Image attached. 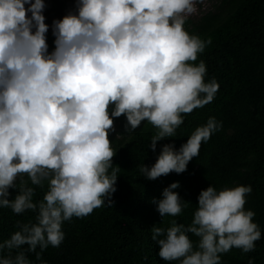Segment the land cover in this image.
<instances>
[{"label": "clouds", "instance_id": "clouds-1", "mask_svg": "<svg viewBox=\"0 0 264 264\" xmlns=\"http://www.w3.org/2000/svg\"><path fill=\"white\" fill-rule=\"evenodd\" d=\"M194 5L76 0L74 9L53 20L49 52L44 0H0V209L33 214L0 242V264H33L27 253L45 264L42 253L63 242L65 222L106 200L111 206L120 170L109 139L115 119H126L125 134L117 137L151 124L157 131L148 149L156 152L158 142L175 136L184 115L213 100L219 85L205 80L203 61L195 63L205 42L184 29ZM220 127L210 117L179 149L163 144L153 165L140 166L141 174L154 181L184 173ZM179 187L174 182L151 201L162 221L149 231L163 261L222 264V254L233 248L254 250L262 234L255 213L245 208L251 186L210 185L200 191L189 224L171 219L162 226L190 205L175 191Z\"/></svg>", "mask_w": 264, "mask_h": 264}, {"label": "trees", "instance_id": "trees-1", "mask_svg": "<svg viewBox=\"0 0 264 264\" xmlns=\"http://www.w3.org/2000/svg\"><path fill=\"white\" fill-rule=\"evenodd\" d=\"M44 2L45 23L51 26L53 20L62 19L74 9L76 0ZM184 29L205 42L195 63L203 61L207 68L205 80L215 78L219 85L213 100L184 115L175 136L158 142L156 152L148 149L157 131L151 124L142 122L130 137H117L125 134L126 119H115V132L109 139L116 151L113 166L120 170L112 204L108 206L106 200L105 206L91 214L65 222L63 242L42 253L45 264H167L158 256L159 249L151 239L149 230L162 221L151 201L161 198L163 189L174 182L180 185L175 191L190 205L179 217H165L162 226L171 219L189 224L200 191L210 185L217 190L251 186L245 208L255 213L253 222L261 229V239L255 242L253 251L244 253L233 248L222 254L221 261L264 264V0H219L201 17L186 19ZM54 39L49 29V52L54 50ZM210 117L221 127L201 143L199 155L184 173L173 172L154 181L144 178L140 166L153 165L163 144L173 143L179 149ZM9 191L14 197L15 190ZM42 195L43 190H38L36 199ZM32 217L31 212L17 216L10 209H0V242L16 230L17 222L26 223ZM27 256L33 264H40L34 253Z\"/></svg>", "mask_w": 264, "mask_h": 264}, {"label": "rangeland", "instance_id": "rangeland-1", "mask_svg": "<svg viewBox=\"0 0 264 264\" xmlns=\"http://www.w3.org/2000/svg\"><path fill=\"white\" fill-rule=\"evenodd\" d=\"M219 0H195L196 11L191 15L187 16L186 19H197L207 12L213 10ZM51 29V26H49Z\"/></svg>", "mask_w": 264, "mask_h": 264}]
</instances>
